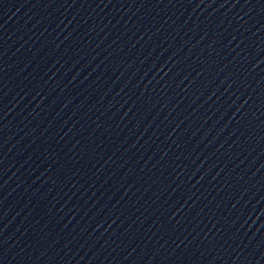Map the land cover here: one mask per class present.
Returning a JSON list of instances; mask_svg holds the SVG:
<instances>
[{
    "label": "water",
    "instance_id": "1",
    "mask_svg": "<svg viewBox=\"0 0 264 264\" xmlns=\"http://www.w3.org/2000/svg\"><path fill=\"white\" fill-rule=\"evenodd\" d=\"M0 264H264V0H0Z\"/></svg>",
    "mask_w": 264,
    "mask_h": 264
}]
</instances>
